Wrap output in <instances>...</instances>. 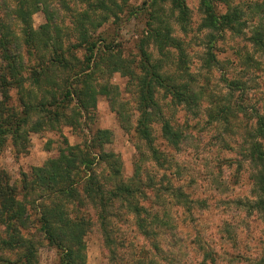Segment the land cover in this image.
<instances>
[{"label": "rangeland", "instance_id": "374dc122", "mask_svg": "<svg viewBox=\"0 0 264 264\" xmlns=\"http://www.w3.org/2000/svg\"><path fill=\"white\" fill-rule=\"evenodd\" d=\"M19 1L0 0V16L5 13L6 22L17 26L12 42L22 54V63L26 64L22 74L28 79L24 89H11L10 103L21 106L22 94L32 90L48 102L55 94L62 104L56 112H42L41 119L38 113L31 117L24 126L25 145H15L13 138H8L0 151V172H6L11 184L20 188L26 174L58 156L67 145L83 154L92 140L100 139L104 141L102 149L96 147L91 152L98 179L107 187L114 186L116 178L135 182L146 194L140 202L157 216L153 221L155 233L144 236L137 228L136 217L117 202L109 207L107 239L98 225L96 209H90L95 225L85 237L86 264H148L152 260V264H251L261 256L264 216L249 209V202L256 199L252 192L254 166L241 145H247V132L255 128L258 114L264 116V51L248 39L255 26L264 31V0L217 2L219 12L230 5L253 8L243 28L246 35L227 30L216 38L214 29L202 28L201 0H186L191 10L189 29L183 31L174 24V32L183 40L187 53L188 68L183 71L188 75L182 72L180 81L191 82L201 97L192 106L174 104L158 90L161 116L183 134L179 145L173 146L163 135L159 114L155 115L153 144L160 159L136 132L137 93L128 66L110 70L114 60L101 56L105 49L99 50L94 59L99 67L92 68L86 82L76 84L79 95L62 99L76 70L52 60L59 54L52 49L58 44L60 55L71 63L84 61L85 47L71 46L80 42L85 30L99 48L110 44L111 52L126 60L127 65L139 62L142 44L154 58L163 57L143 40L149 18L147 8L154 0H104L107 8L99 9L90 4L100 0H26L21 6L31 12L29 23L14 11ZM115 4L120 6L117 17L111 15ZM21 28L35 32L37 50L16 44L20 43ZM210 47L216 62L207 66L205 58ZM37 56L43 59L42 65ZM176 57L177 50L171 49L166 59L171 71L176 69ZM33 70L42 74L39 84L30 82ZM215 107H224V112L218 113ZM36 123L39 128L33 129ZM103 150L116 155L120 169L117 176L109 172L108 162L98 157ZM85 164L78 168L82 174L87 173ZM170 186L181 187L188 194L187 202L182 203ZM26 214L22 230L38 242V264H58L60 250L50 245L40 231L39 210L30 207ZM4 228L0 224L1 233ZM2 258L14 259L16 252L0 248V264H5Z\"/></svg>", "mask_w": 264, "mask_h": 264}, {"label": "trees", "instance_id": "16d2710c", "mask_svg": "<svg viewBox=\"0 0 264 264\" xmlns=\"http://www.w3.org/2000/svg\"><path fill=\"white\" fill-rule=\"evenodd\" d=\"M22 1L25 2L26 0H20L14 11L18 13V17H22L25 23H29L31 12L27 8L23 10ZM157 1H162L158 7L156 6ZM228 1L201 0L204 11L202 28L214 29L216 31L214 38L218 35L222 36V33L227 30L237 35H246L243 28L247 26V20L253 7L249 5V7L243 9L237 5H230L226 11L219 12L216 7L217 2ZM167 2L168 7L166 6ZM90 5L94 9L107 8L104 0ZM118 7L120 6L116 5L111 8V15L118 16L116 13ZM147 10L149 18L146 21L143 40H146L148 44H152L158 54L163 57L154 58L141 43V59L139 62L127 65L126 60L111 52L110 44L99 48L97 41L92 40L85 30L80 42L74 44L76 46H71L85 47L86 58L84 61L71 63L70 60L60 55L59 50L61 47H58V44L54 45L52 49L56 53L59 52V54L55 53L56 55L52 60L61 62L66 68L76 70L75 77L70 79L65 86L66 90H64L62 99L79 95L76 84L81 81L86 82L90 77L92 68L99 67L98 62H94V59L98 58L99 50L102 52L105 49L101 56H109L114 60L110 70H120L125 65L128 66V70L135 78L137 93L139 116L136 132L150 144L153 153L156 155L158 150L153 144L155 115L159 114V120L163 122V135L173 146L177 147L179 145L183 135L173 129L169 120L161 116L160 102L157 100L158 90H162L172 103H185L188 106L195 105L200 99L201 93L196 92L195 87L191 86V82L180 81L182 72L185 76L188 75V72L183 71L188 68L187 53L183 40L174 32V24L176 22L183 31L189 29L191 10L186 0H154L151 8L149 7ZM4 15L5 13L0 16V94L3 96L0 99V151L6 146L9 137L13 138L15 145H25L24 126L29 124L31 117L38 113V118L41 119L42 112H56L57 107L62 104L61 98L56 97L55 94L52 96V101L48 102L46 99L38 98L37 93L32 90L28 91L26 95L22 94L20 97L21 106L10 103L11 89H24L28 79L22 74L26 65L25 62L22 63V54L20 55L19 49L16 50L13 43V40L16 39L14 32L18 33L17 26L12 27L9 22H6L7 17L3 18ZM7 16L10 17V13H7ZM251 33L248 39L258 50L264 51V31L261 26H255ZM19 34H21V37L19 39L20 43H16L19 44L18 46L26 47L29 45L34 46V50L38 49L34 31L21 28ZM171 49L177 50V57L173 65L176 69H172V71L169 70L170 64L166 63ZM212 49L210 47L207 51V58H205L207 66H211L216 62ZM37 61L41 65L43 64V59L40 56H37ZM30 68L32 69V67ZM29 79L30 82L39 84L42 81V74L39 70H33V75ZM47 106L53 107L54 110ZM215 109L218 113L224 112V107H215ZM38 125V123L33 125V129H38ZM247 137V145H241V147L247 159L254 166L252 192L256 196L255 200L249 202V209H253L254 212L264 216V116L258 114L256 126L252 131L247 132ZM103 143L104 141L100 139L99 141L92 140L83 154H81V151H75L74 146L67 145V148L61 150L58 156L49 159L43 166L34 167L30 173L26 174L20 188L11 184L6 172H0V224L5 227L3 232H0V248L16 252V258L14 259L2 258L5 264L39 263L38 242L22 230L24 221L27 216L29 217L26 213L30 207L39 210L38 224L40 231L50 245L60 250L58 264H86L87 246L85 237L88 232L93 230L95 225L93 213L90 212V209H96L98 225L107 235V239L111 217L109 207L117 202L136 217L137 228L144 236L149 237L151 233H155L154 223L156 222L153 221L157 216L140 202V197L144 198L146 195L144 189L135 182L123 181L121 178L114 180V186L107 187L104 182L98 179L92 168L96 159L91 152H94L96 147L102 149ZM98 154L99 158L108 162L111 167L109 172L113 171V174L117 176L120 169L115 159L116 155L113 152H105L104 150L99 151ZM156 157L160 159L158 154ZM84 162L86 164L83 168H86L87 173L82 174V171L78 168H81L79 165ZM170 189L178 192H176L177 197L181 199L182 203L187 202L188 194L181 187L173 188L170 186ZM188 206L189 204H187ZM24 214L27 216L24 217ZM146 257V259L149 258L148 255ZM152 261L148 264H152ZM143 264H145L144 261ZM251 264H264V252Z\"/></svg>", "mask_w": 264, "mask_h": 264}]
</instances>
